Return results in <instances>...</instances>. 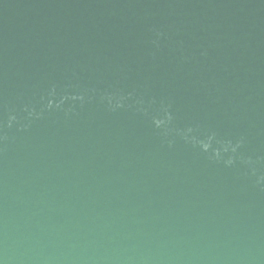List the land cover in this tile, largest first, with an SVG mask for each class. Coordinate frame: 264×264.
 <instances>
[{
  "label": "water",
  "instance_id": "obj_1",
  "mask_svg": "<svg viewBox=\"0 0 264 264\" xmlns=\"http://www.w3.org/2000/svg\"><path fill=\"white\" fill-rule=\"evenodd\" d=\"M0 264H264V0H0Z\"/></svg>",
  "mask_w": 264,
  "mask_h": 264
}]
</instances>
